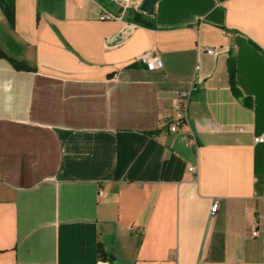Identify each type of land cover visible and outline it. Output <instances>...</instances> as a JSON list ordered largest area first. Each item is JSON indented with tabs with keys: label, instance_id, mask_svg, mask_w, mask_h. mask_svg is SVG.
Segmentation results:
<instances>
[{
	"label": "crops",
	"instance_id": "crops-1",
	"mask_svg": "<svg viewBox=\"0 0 264 264\" xmlns=\"http://www.w3.org/2000/svg\"><path fill=\"white\" fill-rule=\"evenodd\" d=\"M102 8L0 0V264H264V0Z\"/></svg>",
	"mask_w": 264,
	"mask_h": 264
},
{
	"label": "built area",
	"instance_id": "built-area-1",
	"mask_svg": "<svg viewBox=\"0 0 264 264\" xmlns=\"http://www.w3.org/2000/svg\"><path fill=\"white\" fill-rule=\"evenodd\" d=\"M119 9L117 13L109 11L107 8H102L99 14V20L102 21H114L123 19L129 10H140V5L142 2H137L135 0H111ZM209 54H216V48H207ZM139 60L144 63L149 70H157L163 67V62L159 57L157 51H148L142 54ZM192 95V85L188 89H178L174 91V96L176 103L173 107L174 119L169 126L171 132H179L180 124L188 122V110L190 99ZM184 139L188 144H197L196 137L192 131L184 134ZM255 141L257 143L264 142V134L256 137ZM189 170L193 173H197V166H191ZM218 201H216L211 209V215H213L218 209Z\"/></svg>",
	"mask_w": 264,
	"mask_h": 264
},
{
	"label": "trees",
	"instance_id": "trees-1",
	"mask_svg": "<svg viewBox=\"0 0 264 264\" xmlns=\"http://www.w3.org/2000/svg\"><path fill=\"white\" fill-rule=\"evenodd\" d=\"M129 21L138 23V24H149L151 25L150 22H146L147 19L143 16V14L139 11L136 10H130L129 11V16L127 17ZM0 57L8 59L11 64L18 70H33V67H31L27 62L23 60H17L15 58H12L8 56L1 48H0ZM231 83H232V88L236 94H238L237 88H236V82H235V76L234 72L232 71L231 74ZM99 256L103 259H109L108 254L103 251V249L99 248Z\"/></svg>",
	"mask_w": 264,
	"mask_h": 264
},
{
	"label": "water",
	"instance_id": "water-1",
	"mask_svg": "<svg viewBox=\"0 0 264 264\" xmlns=\"http://www.w3.org/2000/svg\"><path fill=\"white\" fill-rule=\"evenodd\" d=\"M158 0H143L140 5V10L146 14H153L155 10V4ZM121 39V36L115 40ZM113 258V257H112Z\"/></svg>",
	"mask_w": 264,
	"mask_h": 264
},
{
	"label": "bare ground",
	"instance_id": "bare-ground-1",
	"mask_svg": "<svg viewBox=\"0 0 264 264\" xmlns=\"http://www.w3.org/2000/svg\"><path fill=\"white\" fill-rule=\"evenodd\" d=\"M143 0H139V1H137V2H142Z\"/></svg>",
	"mask_w": 264,
	"mask_h": 264
}]
</instances>
